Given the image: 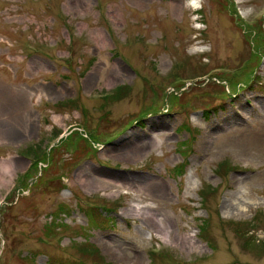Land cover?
Wrapping results in <instances>:
<instances>
[{"label":"rangeland","instance_id":"obj_1","mask_svg":"<svg viewBox=\"0 0 264 264\" xmlns=\"http://www.w3.org/2000/svg\"><path fill=\"white\" fill-rule=\"evenodd\" d=\"M0 264H264V0H0Z\"/></svg>","mask_w":264,"mask_h":264},{"label":"bare ground","instance_id":"obj_2","mask_svg":"<svg viewBox=\"0 0 264 264\" xmlns=\"http://www.w3.org/2000/svg\"><path fill=\"white\" fill-rule=\"evenodd\" d=\"M207 135L209 136L211 134L210 131L206 132ZM207 137V136H205ZM149 147V143L147 141H142V142H138L133 144L132 146H127V147H122L120 149H118L116 151V157L122 158V159H126V158H130V157H134L136 156V154L140 151L141 148H148ZM6 164L8 165L6 167V172H8L9 168H12V163L11 161H7ZM83 185H85L86 187L89 188V190H96V189H109L112 187L117 188L118 186H121L120 184L117 183H113V182H103L102 180H100L98 177H93V176H89V173L87 171H83ZM159 188L162 189V186H158ZM224 206L228 209V210H232V211H236L239 209V204L236 203H226L224 204ZM136 208L133 206L130 210H135Z\"/></svg>","mask_w":264,"mask_h":264},{"label":"trees","instance_id":"obj_3","mask_svg":"<svg viewBox=\"0 0 264 264\" xmlns=\"http://www.w3.org/2000/svg\"><path fill=\"white\" fill-rule=\"evenodd\" d=\"M116 91H117V90H116ZM116 91H115V92H116ZM117 92H118V91H117ZM119 92H120V91H119Z\"/></svg>","mask_w":264,"mask_h":264}]
</instances>
